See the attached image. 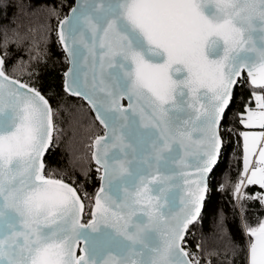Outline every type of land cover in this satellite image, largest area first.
Returning a JSON list of instances; mask_svg holds the SVG:
<instances>
[{"label":"snow or ice","instance_id":"snow-or-ice-1","mask_svg":"<svg viewBox=\"0 0 264 264\" xmlns=\"http://www.w3.org/2000/svg\"><path fill=\"white\" fill-rule=\"evenodd\" d=\"M45 11L73 66L65 92L104 128L91 144L101 185L86 224L88 194L45 175L53 107L9 74L27 35L17 22ZM60 17L45 0L0 4V264H213L189 237L209 210L234 86L246 72L264 90V0H75ZM253 95L260 111L240 122L264 129V94ZM242 135L234 195L264 205V192L242 191L264 190V147L252 162L264 132ZM247 231L249 264H264V223Z\"/></svg>","mask_w":264,"mask_h":264},{"label":"trees","instance_id":"trees-1","mask_svg":"<svg viewBox=\"0 0 264 264\" xmlns=\"http://www.w3.org/2000/svg\"><path fill=\"white\" fill-rule=\"evenodd\" d=\"M74 0H45L49 7H56L61 17L67 14ZM7 0H0V4ZM56 20L47 11L35 17L18 21L16 28L21 34L27 32L20 51L13 48V61L9 65V74L21 82L35 87L49 100L54 109V147L45 154V175L47 178L62 179L76 187L85 199V216H89L94 194L99 185L100 173L91 160V144L95 136L103 133L102 127L94 119L89 107L79 98L67 95L63 91V74L67 69L64 55L53 27ZM30 29V31H28ZM39 52V62L29 58ZM43 57V59H40ZM16 60L21 64L12 70ZM24 61L32 67L24 68ZM29 72L32 74L29 75ZM245 77V76H244ZM234 99L228 111V123L222 128L226 151H223L219 168L212 177L213 190L209 210L202 212L203 223L193 229L189 237L190 249L196 243H202L207 252V259L219 264H248V246L251 236L249 228L259 227L264 220V205L257 200L238 202L234 195V184L243 172L240 121L243 113L256 106L253 93L264 94V90L253 88L246 77L234 88ZM242 191L247 195H256L264 190L258 185H249ZM241 204L244 210H241ZM215 213V214H213ZM220 216L224 219L225 232L217 237V223ZM85 220V219H84ZM86 221V220H85ZM227 249V253H225Z\"/></svg>","mask_w":264,"mask_h":264},{"label":"rangeland","instance_id":"rangeland-1","mask_svg":"<svg viewBox=\"0 0 264 264\" xmlns=\"http://www.w3.org/2000/svg\"><path fill=\"white\" fill-rule=\"evenodd\" d=\"M248 110H252V111H260V109H257L256 108V106L253 108V109H248ZM246 115H247V110H246V112H244L243 113V118H245L246 117ZM240 124H241V126H242V128H244V130H242V131H240V137H241V146H242V150H243V154H242V164H243V155H244V137H243V135H242V133H244V132H249V133H260V132H264V129H261V128H259L258 126L257 127H251V128H258L259 130H256V129H250L249 127H245V125L243 124V123H241L240 122ZM260 147H264V140H262L261 142H260V144L257 146V152H256V154L252 157V162H253V164H255L256 163V161L258 160V158H259V148ZM87 214V212H85V214H84V219L86 220V221H88V219H89V217L90 216H85ZM262 223H264V220H263V222ZM253 237H251V239H250V243L253 241ZM250 243H249V245H250ZM248 249H249V246H248ZM248 264H249V251H248Z\"/></svg>","mask_w":264,"mask_h":264},{"label":"water","instance_id":"water-1","mask_svg":"<svg viewBox=\"0 0 264 264\" xmlns=\"http://www.w3.org/2000/svg\"><path fill=\"white\" fill-rule=\"evenodd\" d=\"M75 4V0L73 1V4L72 5H74ZM69 11V10H68ZM67 14H68V12H67ZM60 47H61V49H62V51H63V46L60 44ZM63 53H64V55L66 56V59H67V55H66V53L63 51ZM67 63H68V65H67V69H66V71L65 72H67L68 71V69L69 68H71V67H73L72 66V64H70L69 62H68V59H67ZM64 72V73H65ZM243 76H245V77H247V73L245 72V73H243ZM65 79H66V77L64 76V74H63V91L65 92V90H64V81H65ZM247 79V78H246ZM247 81H248V83H249V85L251 86V87H253V88H255L254 86H252L251 85V83H250V80H248L247 79ZM23 83V82H22ZM237 86V85H236ZM236 86H234V88L236 87ZM234 88H233V91H234ZM67 95H69L67 92H65ZM69 96H71V95H69ZM72 97H75V96H72ZM75 98H79V99H81V100H83L81 97H75ZM83 102L89 107V109H90V111L92 112V114H93V116H94V119L96 120V116H95V113L92 111V109H91V106L88 104V102L86 101V100H83ZM122 103L125 105V106H127V100L125 99L124 101H122ZM97 122H98V124L100 125V123H99V121L98 120H96ZM101 127H102V129H103V132H104V128H103V126L102 125H100ZM103 134V133H102ZM101 134V135H102ZM91 152H92V148H91ZM47 153V152H46ZM45 153V154H46ZM93 161V160H92ZM93 163L95 164V162L93 161ZM100 185H101V181H100V179H99V185H98V188H97V190H96V192L98 191V189H99V187H100ZM96 192H95V194H96ZM95 194H94V197H93V200H92V205H91V208H92V206L94 205V198H95ZM89 219H91V209H90V214H89ZM88 219V220H89ZM88 221H85L84 220V214H83V216L81 217V223H87ZM80 247H83V243H81V245H80ZM77 255H80V251H79V248L77 249Z\"/></svg>","mask_w":264,"mask_h":264},{"label":"crops","instance_id":"crops-1","mask_svg":"<svg viewBox=\"0 0 264 264\" xmlns=\"http://www.w3.org/2000/svg\"><path fill=\"white\" fill-rule=\"evenodd\" d=\"M250 129H256V130H259L258 128H250ZM242 130H244V128H243ZM242 130H241V131H242Z\"/></svg>","mask_w":264,"mask_h":264}]
</instances>
